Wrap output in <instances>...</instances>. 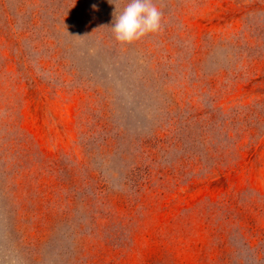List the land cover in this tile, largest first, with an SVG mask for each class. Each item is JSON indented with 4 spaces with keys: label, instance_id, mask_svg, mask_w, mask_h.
I'll return each instance as SVG.
<instances>
[{
    "label": "rangeland",
    "instance_id": "rangeland-1",
    "mask_svg": "<svg viewBox=\"0 0 264 264\" xmlns=\"http://www.w3.org/2000/svg\"><path fill=\"white\" fill-rule=\"evenodd\" d=\"M153 2L0 0V264H264V0Z\"/></svg>",
    "mask_w": 264,
    "mask_h": 264
},
{
    "label": "clouds",
    "instance_id": "clouds-1",
    "mask_svg": "<svg viewBox=\"0 0 264 264\" xmlns=\"http://www.w3.org/2000/svg\"><path fill=\"white\" fill-rule=\"evenodd\" d=\"M114 5L115 21L111 24L114 39L121 45H130L161 29L162 13L153 0H126L116 15L118 0H108ZM96 9V5H92Z\"/></svg>",
    "mask_w": 264,
    "mask_h": 264
}]
</instances>
